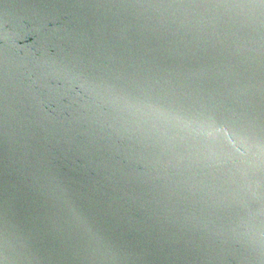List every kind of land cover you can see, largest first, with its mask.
Returning <instances> with one entry per match:
<instances>
[{
    "label": "water",
    "instance_id": "obj_1",
    "mask_svg": "<svg viewBox=\"0 0 264 264\" xmlns=\"http://www.w3.org/2000/svg\"><path fill=\"white\" fill-rule=\"evenodd\" d=\"M262 130V0H0V264H264Z\"/></svg>",
    "mask_w": 264,
    "mask_h": 264
},
{
    "label": "snow or ice",
    "instance_id": "obj_2",
    "mask_svg": "<svg viewBox=\"0 0 264 264\" xmlns=\"http://www.w3.org/2000/svg\"><path fill=\"white\" fill-rule=\"evenodd\" d=\"M264 3V0H262ZM196 121L189 119L186 121L189 125ZM199 127L204 134L217 142L221 143L225 149L239 152L238 145H248L252 140V130L243 127L232 121H221L214 116H206L199 120ZM261 153L264 155V130L261 135Z\"/></svg>",
    "mask_w": 264,
    "mask_h": 264
}]
</instances>
